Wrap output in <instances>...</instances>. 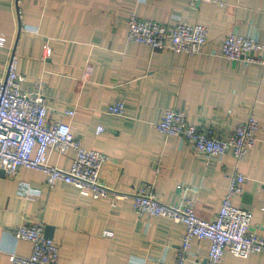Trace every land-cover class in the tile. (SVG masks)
Returning a JSON list of instances; mask_svg holds the SVG:
<instances>
[{"label":"crops","instance_id":"0c3cea01","mask_svg":"<svg viewBox=\"0 0 264 264\" xmlns=\"http://www.w3.org/2000/svg\"><path fill=\"white\" fill-rule=\"evenodd\" d=\"M0 0V78L13 55L17 71L42 78L50 123L68 122L84 147L106 153L102 181L121 194L93 199L72 184L48 186L46 174L22 167L0 174V264L12 253L28 256L33 243L16 239L27 222L53 227L60 246L58 264H176L186 225L168 217L139 215L133 194L151 183L159 200L178 206L183 192L196 214L215 219L230 176L247 180L233 203L253 211L251 230L264 233V63L230 60L221 53L226 36L250 35L264 43V0ZM135 14L167 24L201 23L208 40L196 54L174 53L127 39ZM50 43L53 54L44 55ZM124 103L122 116L107 111ZM180 108L199 128H215L228 139L234 127L254 115L256 143L238 162L229 149L209 157L178 136H166L157 123L168 109ZM75 110L72 117L63 111ZM99 126L104 130L97 133ZM75 155L52 153L50 163L68 169ZM112 231V236L105 235ZM210 241L194 237L184 264H207ZM220 264H264V252L247 258L226 250Z\"/></svg>","mask_w":264,"mask_h":264},{"label":"built area","instance_id":"2783aa9c","mask_svg":"<svg viewBox=\"0 0 264 264\" xmlns=\"http://www.w3.org/2000/svg\"><path fill=\"white\" fill-rule=\"evenodd\" d=\"M24 0H15L19 7ZM223 4L222 0H191ZM208 29L201 23L189 24L179 21L167 24L141 18L132 14L127 23L128 41L145 44L152 49H169L174 53L196 54L202 51L208 40ZM6 43L0 35V46ZM221 53L230 60L244 59L248 63H264V43L250 35L231 33L223 41ZM53 47L44 46V55L50 58ZM18 61L13 55L8 63L7 74L0 78V168L7 175H15L22 167L41 170L46 174L47 184L53 187L64 181L77 187L81 193L93 199L110 198L112 204L123 197L102 181V171L109 156L99 150L84 147L80 138L73 135L68 122L50 123L51 109L45 97V81L30 78L17 71ZM111 114L122 116L124 103L116 101L108 106ZM63 114L72 117L75 110L67 109ZM157 130L166 136H178L188 140L194 149L209 157L224 155L232 149L235 159L240 162L255 145L259 121L251 115L237 124L231 136L223 139L213 127L199 128L192 124L183 109L165 111L158 121ZM99 126L97 133L103 132ZM69 149L75 151L68 169L50 163L52 153L65 155ZM247 177L237 172L230 176L227 193L215 219L200 218L188 196L189 187L179 185L183 192L182 202L172 206L161 202L151 183L140 185L133 194V206L139 215L168 217L186 225V233L177 253L176 264L187 260L191 240L194 237L210 241L207 264H220L226 250L237 257L247 258L254 253L264 252V233L251 230L253 211L233 203L235 195L241 194ZM264 210V207L262 208ZM112 236V231H105ZM16 239L33 243L28 256L11 254L10 264H58L60 246L46 237L45 225L27 221L14 230Z\"/></svg>","mask_w":264,"mask_h":264},{"label":"water","instance_id":"95a60500","mask_svg":"<svg viewBox=\"0 0 264 264\" xmlns=\"http://www.w3.org/2000/svg\"><path fill=\"white\" fill-rule=\"evenodd\" d=\"M0 174L1 175H5V171L3 169L0 168ZM52 231H53V227L50 225L46 226V230H45V235L46 237L51 238L52 237Z\"/></svg>","mask_w":264,"mask_h":264}]
</instances>
